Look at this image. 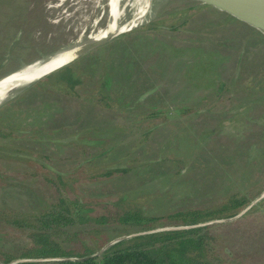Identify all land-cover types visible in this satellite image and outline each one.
<instances>
[{"label":"rangeland","instance_id":"rangeland-1","mask_svg":"<svg viewBox=\"0 0 264 264\" xmlns=\"http://www.w3.org/2000/svg\"><path fill=\"white\" fill-rule=\"evenodd\" d=\"M8 1L17 8L0 0V76L75 45L104 23L98 7L102 0ZM190 6H195L190 0H164L146 21L127 30L153 19H158L154 26L162 28L150 37L130 35L132 66L125 90L135 100L126 98L120 106L123 111L42 94V101L47 99L58 109L44 120L47 134L24 127L37 123L27 125L31 115L1 125L14 135L5 138L0 133V209L36 212L54 193L44 179L57 183L54 174L62 177L66 195L77 196L92 212L102 213L104 205L110 209L118 203L139 206L151 215L213 208L229 193L245 192L260 181L264 176V40L200 6L194 13H184L187 25L169 31L173 21L166 14ZM8 27L13 33L5 37ZM218 79L225 80L228 89L217 97ZM176 105L203 108L180 116L172 111ZM153 106L170 110L171 116L151 131L141 130V113ZM113 168L127 171L93 177ZM253 199L238 218L210 224L217 248L242 264H264V196ZM137 229L129 227V234ZM122 230L114 224L69 226L66 245L93 248L128 235L116 236Z\"/></svg>","mask_w":264,"mask_h":264},{"label":"trees","instance_id":"trees-1","mask_svg":"<svg viewBox=\"0 0 264 264\" xmlns=\"http://www.w3.org/2000/svg\"><path fill=\"white\" fill-rule=\"evenodd\" d=\"M3 1L8 4V7L17 8L11 5L8 0ZM197 6L206 7L195 3V6L166 14V18H171L173 21L168 30L177 31L187 25L188 21L182 20L184 13H194ZM157 21L158 19H153L140 28L96 46L11 97L7 100L8 102L6 101L7 103L0 106V109H3L9 105L8 108H4L6 110L3 109L0 117L1 136L13 137L14 132L2 130L1 125L8 121L13 122L19 115L28 117L31 115L28 118L29 122L26 120L27 125L35 120L37 122L24 127L47 134L49 129L44 124V120L47 118L49 120L53 115L50 114L57 112L58 109L55 103H50L47 99L42 101V94L44 98L45 96H49V98L64 97L103 110L123 111L120 106L126 104L124 103L126 98L129 99L127 102L135 100L134 95L125 90L131 74V69L128 67L132 66L128 45L131 41L130 35L136 37V34L140 33L141 36L150 37L155 32L162 30V28L154 26ZM163 30L166 29L163 28ZM4 33L5 37H9L13 31L8 27ZM114 42L117 44L113 45ZM111 45L113 46L111 47ZM158 46L157 51H160L161 47ZM225 89H228L225 80L218 79L215 96L218 97ZM40 107L42 110H36ZM171 107L172 111L180 116L193 115L203 108L195 107V105ZM138 110L139 108H136L135 111ZM163 110L162 106H153L143 111L141 114L144 121L140 124L141 130L151 131L157 124L167 121V118L171 116V111L167 109L164 112ZM124 112L129 111L126 109ZM36 114L38 116L34 117ZM12 127H14L13 124ZM146 134L148 132L143 135ZM24 135L32 137L36 134L25 133ZM126 171L127 168L107 169L93 177H108ZM34 174L38 175L39 173ZM54 175L58 180L57 183L44 178L53 186L54 193L44 201L43 206L36 212L23 213L15 209H0V264L28 258L67 259L15 262L14 264H242L233 261L226 253L217 248L218 239L212 233L210 224L187 229L162 230L161 228L193 225L233 216L264 188V176H260V181L253 187L245 192L229 193L218 206L213 208L190 207L151 215L145 214L139 206L116 203L110 209L107 208L108 205H104L106 208L104 212L96 213L92 212V208L83 205L77 196H67L63 190L62 177L59 174ZM83 224L119 225L123 228V232L116 236L132 233L129 231L131 226L138 228L135 232L153 231L117 241L99 255L83 258L96 252L106 242L103 241L93 248L79 244L73 247L67 246L66 243L69 241L66 238L67 227ZM73 234L76 235L75 232Z\"/></svg>","mask_w":264,"mask_h":264},{"label":"bare ground","instance_id":"bare-ground-1","mask_svg":"<svg viewBox=\"0 0 264 264\" xmlns=\"http://www.w3.org/2000/svg\"><path fill=\"white\" fill-rule=\"evenodd\" d=\"M162 1L164 0L100 1L98 7L100 8V11L103 12L104 23L98 28H96L87 37L80 38L78 42H76V44L74 43L75 45H70L67 48L60 49L56 53L51 54L49 56H45L29 65L21 64L22 67H19L20 69H17L13 73L5 77H2L0 79V105L4 103L5 100H8L10 97L17 94L29 83L35 81L38 77H42L47 72L55 69L56 67L64 65L66 61L68 62L77 54L81 53L90 46L109 37L116 36L119 33L125 31L127 32V30H129L130 28H133L135 26H138L140 23H143L151 15L153 8ZM262 3H264V0L253 1V4L256 7H261L262 9H264V5Z\"/></svg>","mask_w":264,"mask_h":264},{"label":"water","instance_id":"water-1","mask_svg":"<svg viewBox=\"0 0 264 264\" xmlns=\"http://www.w3.org/2000/svg\"><path fill=\"white\" fill-rule=\"evenodd\" d=\"M190 1H193V2L198 3L200 5L206 6V7L210 8V9H212V10H215V11L223 14L224 16L228 17L229 19L234 21L239 26H242L243 28H245L248 31H250L256 37L264 40V9H262L261 7H256L253 4L254 0H190ZM262 4L264 5V3H262ZM110 38L111 37H109L107 39H104V40H102V41L90 46L89 48L85 49L81 53L77 54L74 58H72L68 62L66 61L64 63V65L67 64V63H70L71 61H73L77 57H79L82 54L86 53L87 51L93 49L94 47L100 45L101 43L106 42ZM27 65H29V64H27ZM57 68H59V67H56L55 69H57ZM17 69H20V68H17ZM55 69L47 72L46 74L54 71ZM16 70L10 71V72L0 76V79L2 77H5V76L13 73ZM45 75H43V76H45ZM42 77H38L36 80H38V79H40ZM35 81H33V82H35ZM33 82L29 83L27 86H29ZM26 87H24V88H26ZM23 89H21L20 91H22ZM6 101L7 100H5L4 102H6ZM65 141L66 140H61V142H65ZM263 196H264V190H262L258 194V196L255 197L253 200L257 201L260 198H262ZM252 203H253V201L252 202L250 201L244 208H242L240 211H238L236 214H234L233 216H230V217L213 219V220H209V221H206V222H203V223H197V224H193V225L163 227L161 229L162 230H164V229H167V230L168 229H187V228H193V227L207 225V224H212V223H219V222H226V221H229V220H233L235 218H238L243 212H245L252 205ZM151 231H153V230L144 231V232H137V233L123 235V236H119V237L113 238L110 241H107L105 244H103L96 252L92 253L91 255H89L87 257H83V258H88V257L99 255L103 250H105L107 247H109L110 245L114 244L117 241L129 238L131 236L143 234V233H146V232H151ZM83 258H81V259H83ZM62 259H67V258H44V259L28 258V259H19V260H16V261H12V262H9L8 264H14L15 262H30V261H41V260L42 261H50V260H62ZM70 259L71 260H79V259H76V258H70Z\"/></svg>","mask_w":264,"mask_h":264}]
</instances>
